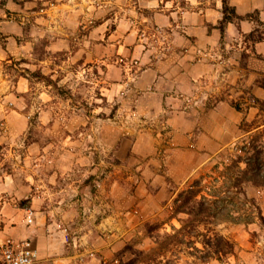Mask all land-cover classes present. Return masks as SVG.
Returning a JSON list of instances; mask_svg holds the SVG:
<instances>
[{"label": "crops", "instance_id": "1", "mask_svg": "<svg viewBox=\"0 0 264 264\" xmlns=\"http://www.w3.org/2000/svg\"><path fill=\"white\" fill-rule=\"evenodd\" d=\"M226 6L230 17L224 20ZM147 25L154 29L150 45L139 34ZM67 49L72 61L82 60L90 68L96 62L107 66L111 96L127 82L121 65L109 56L137 58L135 72L125 70L133 76L127 93H134L138 112L163 116L170 125L174 148L167 164L174 176L171 183L179 190L181 181L187 182L232 142L264 128V0H0V192L6 198L0 243L8 237L28 238L41 257L77 264L83 254L82 264H102L110 244L123 242V236L143 223V206L156 198L148 182L158 176L159 163L150 159L140 176L125 165L108 167L105 154L111 153V142L118 143L113 156L124 158L130 139L112 134L107 121L101 131L102 153L94 142L90 149L80 147L85 131L67 138L69 149L60 135L59 141L38 143V148L34 142L17 152L29 120L16 92L28 93L32 82L29 74L12 81L5 63L27 60L31 71L38 67L58 76L64 67L60 56ZM46 95L45 88L39 91L43 100ZM9 103L16 107L5 108ZM141 140H149L148 151L153 150L150 136ZM20 171L29 181L19 177ZM82 172L106 174L108 182L91 192L88 181H79ZM34 183L38 194L31 192ZM29 191L33 221L28 223L25 208L12 203ZM131 205L142 207L139 215L130 211ZM245 225H219L227 226L236 249L229 260L212 264H261L250 233L239 231ZM66 229L84 244L82 252L68 248L58 256L64 251Z\"/></svg>", "mask_w": 264, "mask_h": 264}, {"label": "rangeland", "instance_id": "2", "mask_svg": "<svg viewBox=\"0 0 264 264\" xmlns=\"http://www.w3.org/2000/svg\"><path fill=\"white\" fill-rule=\"evenodd\" d=\"M153 30L154 29L151 25H147V27H143L139 30L140 36L145 38V40L142 41L144 44H151ZM36 48L39 49V47ZM71 50H76V47L73 46ZM71 50H63L60 57L63 60L64 67L62 74L58 76H51V74L46 75L38 67L31 71L24 63L29 62L27 60L17 59L5 63L6 67L4 66V69H7L10 73H12V77H10L12 81H16L21 74H29L28 76L32 82V90L28 93L16 92L17 97L22 101V105L18 106L23 109L29 120L28 130L22 134V137L18 140L16 145L20 148L17 152L21 154L25 150H28L34 142H36V147L38 146V143H41L42 145L49 144V142L52 143L60 139V135H62V145L68 147L69 149L71 141L67 138L73 134L77 136L79 133L85 131L88 132V136H83L84 140L80 142V147L90 149L88 146L90 147L92 142H94V147H96L95 149L101 151L100 153H102L103 143L101 139V131L103 128V121H107L110 125V132L112 134L120 133L122 138L126 137L130 139L128 140L127 152L124 158L113 156V151L117 147L118 143H115L114 145V142H111L109 146L111 153L109 155L105 154L107 157L105 162H109V164H107L108 167L114 169L118 165L122 167L125 165L126 167L133 169V173H137V175L140 176L144 171V165L152 158L153 160L157 159L159 163V170L157 171L158 176L154 177V179L151 178V181L149 180L148 182V184L151 183L152 186H154L155 193H157L156 198L153 201H149L148 205L143 206V211L141 210L142 207L139 205H131L130 207V211L137 215H139L140 210L142 211V213L140 212V218L143 220V223L139 224L137 229L129 235L123 236V242L117 244L111 243V253L108 255V260L102 263L118 264V261L116 259L114 260V257L116 253L120 254L121 249L124 247L126 242L136 240L138 242V247H148L150 245L152 239L149 235H155L157 232V230L155 232H149L151 225L165 221L163 228L160 230L161 233L164 231L171 232V223L179 225V222L175 218L172 219L170 215L173 199L176 197L178 191L185 187L186 181L180 182V185H178L180 187L179 190L174 189V184L171 183V179H174V176L171 172L170 166L167 164V160L174 148V143L171 136L170 125L166 121V118L163 116L151 117L138 112L137 106L134 105L136 100L134 93H127V88L133 82V76L131 73V78L128 77V73L125 70L134 73L139 65L131 64V62L137 58L128 59L124 55L117 54L109 56L110 61L114 64L121 65L124 75H126L125 80L127 82V84H125V86L118 91L117 94L111 96V94H108L109 92L106 89L107 86L111 87L109 83L112 82L107 78L104 72V67L107 66L101 62H96L95 65L90 68L88 67V64L82 63V60L72 61L69 58V52H71ZM60 57L57 59L59 60ZM44 88L47 94L46 100H43V98L39 96V91ZM4 107L10 108L16 107V105H14V103H9V105H4ZM261 111V119H264L263 107H261L260 112ZM254 133H258L264 139V128L251 132L245 135L244 138L249 135L251 136ZM90 136H92V138ZM148 136H150V139H152V143L154 144V148L150 152L148 151L150 141L141 140L142 137ZM122 138L120 143H122ZM241 139H237L232 142L224 148L222 152L226 153L227 151H231V149L236 145V143H239ZM75 140H77L76 137ZM98 141L99 143H97ZM10 147L15 149L14 145ZM37 148L34 150H38ZM106 151L108 150H106L105 147V152ZM11 152L14 153V150H11ZM101 155L103 154H100L99 156L101 157ZM219 160L220 157H218V155L209 159L204 166L195 171L193 177H196L205 171H209L212 175H214L216 173V163ZM114 165L117 166L115 167ZM18 173L21 179L29 181L26 178L28 175L23 174L21 171ZM106 176V174H94L92 176L90 173L82 172L79 176V181L82 184L88 181V185H86L89 187L91 192H94V189H101L102 181L106 180V182H108ZM113 176L115 175H112L111 177ZM20 181L23 182V180ZM208 184V187L205 189L208 191H214L212 183L208 182ZM39 188L40 187L34 183L31 192L38 194ZM4 192L5 191L0 192V229L4 224L3 208H5L4 200L6 199L4 198ZM246 192L249 196L255 197L264 215V186L248 184L246 185ZM30 200L31 196L29 191V193L27 192L25 196H22V198L12 203L14 208H25L26 220L28 218L29 211H31ZM110 208L107 209L106 212L110 211ZM181 215L185 216V214ZM227 226H224L223 228L218 226L217 228L225 231L223 233L226 234ZM202 229L204 230L203 226L198 227L193 234H196L198 230ZM239 229L240 233H250L249 239L254 246V250L256 249L255 252L257 256L261 257V264H264V223H262L261 220H257L255 223L239 226ZM1 243L0 259L3 255ZM83 245L84 244H81L79 238H75L73 233L71 236V232L68 231V234H65L63 239L62 247H64V251L57 255L64 256L67 253L68 248H72V250L76 249L77 252L80 253L82 252L81 250ZM112 245L115 246V249L112 248ZM198 245L201 246L200 243ZM203 256L204 253L200 250L187 249L186 251L179 253L180 258L178 259L177 264H212L214 261H219L216 259L205 261L203 260ZM230 256L226 257L224 260H229L228 258ZM38 257L39 259L36 264H74L70 261L64 263L56 262L61 259H55L52 255L48 256V258L41 257L39 252ZM77 258L79 260V263L77 264H82V262L85 261V255L83 254H79ZM258 263L259 261L257 260V264ZM235 264L246 263L238 260Z\"/></svg>", "mask_w": 264, "mask_h": 264}, {"label": "trees", "instance_id": "3", "mask_svg": "<svg viewBox=\"0 0 264 264\" xmlns=\"http://www.w3.org/2000/svg\"><path fill=\"white\" fill-rule=\"evenodd\" d=\"M227 9L226 6L225 11ZM229 12L234 14L233 9ZM229 15L226 11L224 20ZM218 157L214 175L205 171L191 177L173 199L170 217L179 225L171 223L172 231L162 233L165 221L151 225L149 232H157L149 235L150 245L138 247L136 240L126 242L120 254L114 257L118 264H177L179 253L187 249L200 250L205 261H223L235 254L236 242L217 228L220 224L247 225L256 219L264 223L257 200L246 192L248 184L264 186V139L254 133L236 143L231 151L220 152ZM208 182L212 183L214 191L205 189ZM200 226L204 230L193 234Z\"/></svg>", "mask_w": 264, "mask_h": 264}, {"label": "built area", "instance_id": "4", "mask_svg": "<svg viewBox=\"0 0 264 264\" xmlns=\"http://www.w3.org/2000/svg\"><path fill=\"white\" fill-rule=\"evenodd\" d=\"M137 63V59L131 62V64ZM27 220L28 222L33 221L32 211H29ZM67 234L68 231L66 229ZM1 246L3 255L0 259V264H36L39 259L38 250L29 239L15 240L8 237L1 243Z\"/></svg>", "mask_w": 264, "mask_h": 264}]
</instances>
